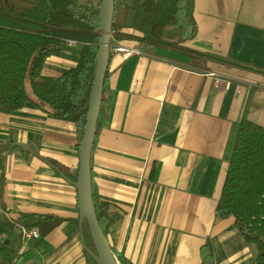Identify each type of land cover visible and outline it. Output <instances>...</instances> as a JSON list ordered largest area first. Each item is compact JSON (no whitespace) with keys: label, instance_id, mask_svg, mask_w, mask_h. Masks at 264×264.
<instances>
[{"label":"crops","instance_id":"obj_1","mask_svg":"<svg viewBox=\"0 0 264 264\" xmlns=\"http://www.w3.org/2000/svg\"><path fill=\"white\" fill-rule=\"evenodd\" d=\"M193 6L196 36L180 48L148 47L126 31L131 38L115 44L141 55L110 53L107 125L91 156V182L108 245L127 264H200L207 241L214 264H255L234 221L216 222L214 214L239 122L264 127V0ZM79 52L64 45L41 75L74 67ZM77 142L71 116L54 118L33 105L0 113L3 215L79 222L76 190L58 174L78 168ZM10 239L0 229V252L14 253ZM41 246L44 264H93L78 224L62 223Z\"/></svg>","mask_w":264,"mask_h":264},{"label":"trees","instance_id":"obj_2","mask_svg":"<svg viewBox=\"0 0 264 264\" xmlns=\"http://www.w3.org/2000/svg\"><path fill=\"white\" fill-rule=\"evenodd\" d=\"M193 7V0H114L110 44L130 39L126 31H131L137 35L135 40L148 47L180 48L196 36ZM99 10L100 0L97 4L77 0H0V113L12 114L33 105L54 118L73 117L77 152L100 39ZM67 42L80 50L77 64L57 77H41L46 60ZM106 88L107 72L92 153L98 134L107 125L103 98ZM77 169L61 172L75 182ZM3 178L0 160V179ZM92 200L105 235L93 185ZM214 218L216 222L232 219L241 238L254 249L255 264H264V127L246 120L239 122ZM67 222L78 224L77 219L53 215L18 214L12 219L0 215V229L20 245L21 227L39 233V239L21 252V246L12 255L4 251L2 264H44L47 253L41 241ZM82 229L86 248L95 252L85 221ZM110 249L119 264H127ZM84 254L97 264L85 251ZM200 264H214L208 241L200 248Z\"/></svg>","mask_w":264,"mask_h":264},{"label":"water","instance_id":"obj_3","mask_svg":"<svg viewBox=\"0 0 264 264\" xmlns=\"http://www.w3.org/2000/svg\"><path fill=\"white\" fill-rule=\"evenodd\" d=\"M99 11L101 32L96 51V64L92 89L90 92L83 133L79 142L76 181L72 182L66 179L61 172H58V174L64 178L77 193V209L79 216L78 230L83 250L97 264H119L112 254L106 237L99 226L92 200L91 156L95 140L97 120L101 109L104 79L110 60V40L112 35L111 26L114 16V0H100ZM83 221H85L87 225L95 252L87 249L84 244L82 229Z\"/></svg>","mask_w":264,"mask_h":264},{"label":"built area","instance_id":"obj_4","mask_svg":"<svg viewBox=\"0 0 264 264\" xmlns=\"http://www.w3.org/2000/svg\"><path fill=\"white\" fill-rule=\"evenodd\" d=\"M68 45H74L73 42H67ZM111 54H119L123 59H128L132 56H140L141 52L134 48H124L118 44L111 45L110 48ZM0 215H3V209L0 206ZM5 216V215H3ZM6 217V216H5ZM10 218V217H6ZM20 239L24 245L29 244L30 242L39 239V233L36 229H26L24 227L20 228Z\"/></svg>","mask_w":264,"mask_h":264},{"label":"rangeland","instance_id":"obj_5","mask_svg":"<svg viewBox=\"0 0 264 264\" xmlns=\"http://www.w3.org/2000/svg\"><path fill=\"white\" fill-rule=\"evenodd\" d=\"M79 3H81V4H84V3H86V2H90V1H92L93 2V4H97L98 3V0H77ZM41 77H43L42 75H41ZM58 170H60V171H62V168H60V169H58ZM58 235H62L63 236V234H58ZM58 235H56V236H58ZM56 236L54 237V239L56 238ZM3 241V240H2ZM10 241H13L15 244H13L12 245V248H11V250H13V251H15L16 249H17V247H19V246H21L19 249V251H22V250H24L26 247H24L23 246V244L22 245H20V244H18V243H16L15 242V240L13 239H10ZM3 257H4V253H2V251L0 252V259L2 260L3 259Z\"/></svg>","mask_w":264,"mask_h":264}]
</instances>
